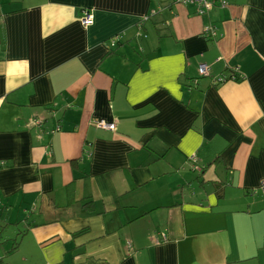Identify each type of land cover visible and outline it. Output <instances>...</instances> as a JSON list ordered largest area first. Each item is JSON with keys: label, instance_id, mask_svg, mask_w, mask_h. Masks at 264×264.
Wrapping results in <instances>:
<instances>
[{"label": "crops", "instance_id": "crops-1", "mask_svg": "<svg viewBox=\"0 0 264 264\" xmlns=\"http://www.w3.org/2000/svg\"><path fill=\"white\" fill-rule=\"evenodd\" d=\"M227 2L0 0V264H264V0Z\"/></svg>", "mask_w": 264, "mask_h": 264}, {"label": "built area", "instance_id": "built-area-1", "mask_svg": "<svg viewBox=\"0 0 264 264\" xmlns=\"http://www.w3.org/2000/svg\"><path fill=\"white\" fill-rule=\"evenodd\" d=\"M175 4H183V5H191L194 7V11L197 15L206 14L210 8L218 6L219 8H225L228 6L227 0H173ZM154 13V11H153ZM82 23L84 25H89L91 23V16L87 11H83L80 17ZM203 35L208 39H214L220 36L218 28L213 24H207L203 28ZM198 73L201 76H208L209 75V67L206 64H199L198 66ZM36 124L39 121H35ZM94 124L97 128L104 129V130H111L114 131V123H108L103 120L94 121ZM196 155L191 157V160L195 161ZM263 194H264V182L260 186ZM166 239V235H162V240Z\"/></svg>", "mask_w": 264, "mask_h": 264}, {"label": "trees", "instance_id": "trees-1", "mask_svg": "<svg viewBox=\"0 0 264 264\" xmlns=\"http://www.w3.org/2000/svg\"><path fill=\"white\" fill-rule=\"evenodd\" d=\"M231 74H236V72L235 71H233ZM240 76V75H239ZM228 79H231V80H238V79H240V77H238V76H236V75H231ZM225 80H227V79H225V78H217L216 79V81H217V83H220V82H224ZM39 121V123L37 124L38 126H41L42 125V122L40 121V120H38ZM100 129V128H99ZM109 131H111V130H109ZM51 132H53V131H51ZM86 205V204H85Z\"/></svg>", "mask_w": 264, "mask_h": 264}, {"label": "rangeland", "instance_id": "rangeland-1", "mask_svg": "<svg viewBox=\"0 0 264 264\" xmlns=\"http://www.w3.org/2000/svg\"><path fill=\"white\" fill-rule=\"evenodd\" d=\"M133 47H135L136 49H139V50H140V48H139V47H137V45H136V44H134V45H133ZM140 54H143V53H142L141 51H139V55H140ZM137 56H138V55H137ZM188 170H189V169H188ZM189 171H190V170H189Z\"/></svg>", "mask_w": 264, "mask_h": 264}]
</instances>
